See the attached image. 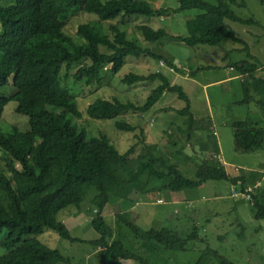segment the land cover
Returning a JSON list of instances; mask_svg holds the SVG:
<instances>
[{"label":"trees","instance_id":"obj_1","mask_svg":"<svg viewBox=\"0 0 264 264\" xmlns=\"http://www.w3.org/2000/svg\"><path fill=\"white\" fill-rule=\"evenodd\" d=\"M178 1L176 8L157 9L149 0H0V86H6L13 76L15 87L12 95L0 93V118L7 103L14 101L16 111L26 114L30 124L26 131L16 125L0 131V247L6 250L0 255V264H49L53 257L54 263L73 264L37 235L45 228H51L67 240L88 242L74 237L67 225L57 218L58 213L69 206L80 208L87 196L97 208L92 223L99 234L90 242L103 248L101 252L106 264H123V260L150 264L127 249L122 240H113L115 231L105 218L113 202L124 206L127 202L135 204L132 194L138 181L144 182L146 193L197 189L216 180H228L233 186L244 189L256 184L259 172L232 174L215 159L220 154V146L216 134L210 129L212 122L203 124L191 111L190 104L178 109V114L185 117L187 126L180 131H185L189 139L193 136L199 139L198 147L203 158L196 163V156L179 148L178 140L172 142L177 148L172 154L175 162L158 143H148L140 151H136L138 143H135L126 152H121L108 136L88 137L84 128H78L67 117L72 110L73 97L57 86L64 65L68 70L77 65L73 78L90 85L101 80L104 70L118 73L128 56L146 55L159 62H169L151 47L130 39L126 30L113 23L110 26L113 37L102 27L80 24L78 33L85 42L77 44L66 33V21L61 15L67 20L77 9L112 21L133 15L151 17L195 9L199 12L188 22V36L171 34L165 27L155 29L147 24L139 25L149 43L179 41L190 47L219 46L228 40L240 42L236 32L225 26V21L255 22L236 14L231 6L235 0ZM252 57L253 61L230 65L242 74L244 98L241 102L257 103L263 114L259 121L249 117L233 123L236 147L242 152L264 147V75L259 74L261 69L264 71V64L255 55ZM199 70L201 68L196 69ZM156 79L161 83L139 110L148 112L167 91L178 93L181 99L190 102L184 89L173 85L160 69L150 75L131 72L124 81L134 84ZM131 107L136 106L117 99H102L90 105L89 114L95 119H116ZM116 126L124 131L137 129L124 119L117 120ZM195 149L197 154V147ZM181 160L197 164L195 178L183 172ZM262 185L252 192L251 202L257 219H264ZM131 214L126 208L116 217L137 238L165 249L185 251L190 242L204 241L197 226L185 236L164 227L143 230L131 219ZM213 262L237 264L209 246L195 264Z\"/></svg>","mask_w":264,"mask_h":264},{"label":"rangeland","instance_id":"obj_2","mask_svg":"<svg viewBox=\"0 0 264 264\" xmlns=\"http://www.w3.org/2000/svg\"><path fill=\"white\" fill-rule=\"evenodd\" d=\"M149 1L157 9L179 6L178 0ZM231 6L236 14L246 20L253 19L255 22L243 24L226 20L225 26L234 30L241 41L228 40L219 46L190 47L183 42L168 40L149 43L139 30V25L147 24L155 29L165 27L174 35L188 36V22L199 12L195 9L151 17L133 15L112 21L102 20L95 13L77 9L71 12L67 20L61 15V19L66 21V33L77 44L85 42L78 33L80 24L88 23L102 27L113 37L114 32L110 29L113 23L126 30L130 39L144 47H151L175 66H170L171 64H167L164 60L159 62L158 59L146 55L128 56L126 64L118 73L104 70L100 81L86 85L73 78L77 65H73L70 70L64 65L57 86L73 97L72 110L67 117L72 119L73 124L78 128H84L88 137L101 134L108 136L121 152H126L135 143H138L136 151H140L148 143H158L175 162L172 154L177 148L172 146V142L178 140L179 148H184L187 154L192 153L196 156L194 160L196 163L201 157L203 158L198 147L199 139L197 136L189 139L185 131H180V129L185 130L187 126L185 117L178 114V109L190 104L191 111L203 124L212 122L210 129L216 134L218 144L220 143V156L216 155L215 159L226 164V168L232 174L259 172L256 183L261 182L264 188V147L252 152L239 151L236 147L233 127L235 121L249 117L259 121L263 119V114L257 103L241 102L244 98L242 74L234 67L233 69L227 67L230 63L253 61L252 55L264 64V0H235ZM60 9L63 11V7ZM103 50L107 51L106 48ZM199 68L201 70L196 71ZM159 69L173 85H179L184 89L190 102L181 99L178 93L167 91L148 112H143L139 107L145 104L161 81L156 79L129 84L124 78L131 72L150 75ZM233 74L238 78L232 77ZM259 74L264 75V71L261 69ZM225 77L228 78L226 81H219ZM13 81L14 77L11 76L6 86H0V93L14 94ZM210 81L214 83L205 88L203 83ZM102 99L131 102L136 107L127 109L116 119H95L90 116L89 107ZM16 106L17 103L14 101L7 103L0 118V131H7L14 125L25 131L30 128L29 117L18 113ZM119 119L132 123L137 129L124 131L117 128L116 121ZM261 125L263 126V123ZM141 127L144 128L145 134ZM143 136L144 140H142ZM196 147L197 154H195ZM181 162L184 167L183 172L195 178L197 164L193 165L192 161L186 160ZM145 190L144 182L138 181L132 194L135 204L127 202L124 206L119 202H113L111 211L105 218L115 231L113 240H122L127 249L139 254L150 264H195L207 246L237 264H264V219L256 218V209L249 199L233 195V183L230 181H209L204 187L179 192L146 193ZM89 197L87 196L80 208L69 206L57 215L58 220L67 225L74 237L88 242L67 240L51 228H45L37 237L50 248L57 249L74 264L85 261L86 257L94 256H100L102 263L106 264L101 252L103 248L100 251L90 242L98 238L99 234L92 223L97 208L89 202ZM126 208L132 213L131 219L143 230L157 226L178 231L185 236L197 226L204 241H192L187 250L173 251L154 242L141 240L116 217L117 213ZM5 252L6 250L0 247V255ZM54 259L53 257L49 264H60L54 263ZM130 263L143 264L139 261Z\"/></svg>","mask_w":264,"mask_h":264},{"label":"crops","instance_id":"obj_3","mask_svg":"<svg viewBox=\"0 0 264 264\" xmlns=\"http://www.w3.org/2000/svg\"><path fill=\"white\" fill-rule=\"evenodd\" d=\"M231 65V63L230 64H227V67L228 68H230V69H233L232 68V66H230ZM232 77H235V79L236 78H238V76L236 75V74H233V76ZM194 79V78H193ZM228 78H222V79H220L219 81H226ZM214 82H205V83H203L204 84V87L206 88L207 86H209V85H212ZM220 144V143H219ZM220 156V155H219ZM226 165V164H225ZM100 247H98V250H100L101 251V249H102V247L99 249ZM86 259H87V261H86ZM134 261V260H133ZM132 260H123V264H131L130 262H133ZM101 262V263H100ZM74 264V263H73ZM75 264H103L102 263V261H101V259H100V256H94V257H86L85 258V261L83 260V261H80V262H76Z\"/></svg>","mask_w":264,"mask_h":264},{"label":"built area","instance_id":"obj_4","mask_svg":"<svg viewBox=\"0 0 264 264\" xmlns=\"http://www.w3.org/2000/svg\"><path fill=\"white\" fill-rule=\"evenodd\" d=\"M261 185H262L261 182H258L256 185H250L246 189H244L243 187L238 188L237 185H234L233 186V195L236 196V197L242 196L243 198H247V199L252 201V192L258 186H261Z\"/></svg>","mask_w":264,"mask_h":264},{"label":"clouds","instance_id":"obj_5","mask_svg":"<svg viewBox=\"0 0 264 264\" xmlns=\"http://www.w3.org/2000/svg\"><path fill=\"white\" fill-rule=\"evenodd\" d=\"M256 184H257V183H256ZM256 184H255V185H256ZM261 184H262V183H261ZM250 201H251V200H250Z\"/></svg>","mask_w":264,"mask_h":264}]
</instances>
